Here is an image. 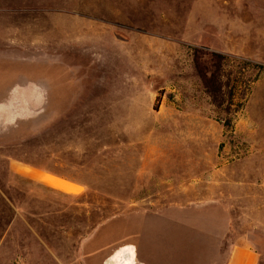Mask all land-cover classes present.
Returning a JSON list of instances; mask_svg holds the SVG:
<instances>
[{"label":"rangeland","instance_id":"1","mask_svg":"<svg viewBox=\"0 0 264 264\" xmlns=\"http://www.w3.org/2000/svg\"><path fill=\"white\" fill-rule=\"evenodd\" d=\"M0 105V264H264V0H0Z\"/></svg>","mask_w":264,"mask_h":264},{"label":"crops","instance_id":"2","mask_svg":"<svg viewBox=\"0 0 264 264\" xmlns=\"http://www.w3.org/2000/svg\"><path fill=\"white\" fill-rule=\"evenodd\" d=\"M20 92V91H18ZM25 94L31 96V101L34 103H39L42 101V99L45 98V93L46 90L43 87L38 86L37 84H31L29 87H26L24 89ZM15 97L14 91L11 93V103H23L22 99ZM1 107V105H0ZM28 109L24 106H21V111L20 113H16V119H20L21 117H25L27 115ZM20 172L24 173L26 172L27 174H30V176L47 186H50L52 188L60 189L64 191V186L67 185V189H71L73 186L71 183L52 177L50 175L37 172L35 170H30L27 168H21L19 170ZM55 184H59V186H56ZM65 184V185H64ZM64 185V186H63ZM69 185V186H68ZM74 188V187H73ZM72 188V189H73ZM76 188V187H75ZM261 258L260 254L252 249L249 246H233L229 252L228 259L225 264H260Z\"/></svg>","mask_w":264,"mask_h":264},{"label":"bare ground","instance_id":"3","mask_svg":"<svg viewBox=\"0 0 264 264\" xmlns=\"http://www.w3.org/2000/svg\"><path fill=\"white\" fill-rule=\"evenodd\" d=\"M111 264H137V252L132 246L117 250L109 259Z\"/></svg>","mask_w":264,"mask_h":264},{"label":"trees","instance_id":"4","mask_svg":"<svg viewBox=\"0 0 264 264\" xmlns=\"http://www.w3.org/2000/svg\"><path fill=\"white\" fill-rule=\"evenodd\" d=\"M215 81H216V78L213 76L212 78H211V80L209 81V83H210V85H214L215 84ZM218 93H220V89H218V88H214L213 90H212V96H216ZM216 94V95H215Z\"/></svg>","mask_w":264,"mask_h":264}]
</instances>
